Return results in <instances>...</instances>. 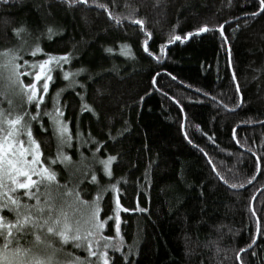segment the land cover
<instances>
[{
	"label": "trees",
	"instance_id": "16d2710c",
	"mask_svg": "<svg viewBox=\"0 0 264 264\" xmlns=\"http://www.w3.org/2000/svg\"><path fill=\"white\" fill-rule=\"evenodd\" d=\"M257 5L258 0H0V52L16 51L21 71L34 73L31 64L47 54L68 55L49 65V91L32 134L42 165L55 172L59 185H78L84 201L101 195L106 235L113 234L109 189L116 184L122 244L109 251V264H264V163H254L264 157V14ZM202 25L210 30L184 39ZM64 72L77 74L66 80ZM21 79L31 82V76ZM73 79L78 83L67 87ZM53 97L73 136L71 147L59 150L53 122L42 114L53 109ZM25 108L37 113L35 102L21 106L18 96L0 95V119L15 118ZM62 155L70 162H61ZM109 155L117 157L111 176L96 162ZM57 191L67 189L54 183ZM0 215L15 220L7 210ZM32 240L29 235L20 244L28 247ZM47 240L60 249L59 264L80 257Z\"/></svg>",
	"mask_w": 264,
	"mask_h": 264
},
{
	"label": "snow or ice",
	"instance_id": "6c2138e0",
	"mask_svg": "<svg viewBox=\"0 0 264 264\" xmlns=\"http://www.w3.org/2000/svg\"><path fill=\"white\" fill-rule=\"evenodd\" d=\"M98 7L104 9L105 5L101 4ZM257 10L264 14V0H258ZM256 14L255 12L251 13L252 16ZM134 23L142 24L143 21L136 20ZM209 30L207 25H202L194 31L186 33L184 39L195 38L196 35ZM49 32L51 33V29H49ZM174 39L180 41L181 36L176 35ZM168 43H172V39H169ZM159 48L163 53L165 45L161 44ZM37 50L40 49L37 48ZM106 51H111V49H106ZM144 51L148 52V48L145 47ZM19 59L21 57L14 50L0 52V81L3 82V84H0V95L7 97L8 93H12L18 96L21 99V106L35 102L37 113H30L25 108L15 118H9L6 121L0 119V212L7 210L15 216L14 221H7L3 215H0V238L3 239V244H0V264H59L55 257L60 249L54 247L49 240L42 239L41 234H38L41 232L45 235L53 234L59 237L61 245L71 241L76 248L84 247L89 257H97L96 264H100L101 261H103V264H109L107 252L93 251V247L97 249L101 247L103 249L113 248L119 251L122 238L114 240L113 237L98 235L99 230L104 227L103 221L97 218L99 212L97 200L99 196L97 200L84 201L80 198L79 192L75 191L78 185L73 188H69L67 183L59 185L56 182L55 172L48 167H44L38 159L39 143L32 134L31 124L33 121L40 120V102L45 99L44 94L49 91V81L52 78L49 65L52 61H67L68 55L53 56L47 54V59L34 61L31 68H36L38 63L39 70L35 72L34 79L28 84H25L21 77L32 76L33 73L30 69L21 71L23 66L17 63ZM28 63V61H24L25 66ZM53 66L60 67V64L57 63ZM78 71H83V69ZM76 74L64 72V79L68 80L69 77H74ZM159 75V73L153 75L154 84L158 82L157 77ZM168 75L172 76L171 73H168ZM42 76L45 77L42 91L37 95L36 81H39ZM172 79L174 80L175 77H172ZM233 79H235L234 76ZM75 83H78V81L73 79L67 87H74ZM237 91H239L238 86ZM8 103L10 106L12 105L10 99ZM81 107L84 109L87 106L82 104ZM224 107H227V105ZM2 114L3 109H0V116ZM42 114L48 116L53 122L57 133L58 150L62 149L64 145L71 147L73 136L68 128L67 121L59 119L63 116V112L60 110L55 97H53V109ZM25 116H27V119H25ZM22 135L27 138L26 142L20 139ZM75 138L79 143L80 134L78 131ZM29 155H31L30 160L27 158ZM58 158L61 159V162H70L71 160L66 155L58 156ZM116 159V156L109 155L105 159L96 162L103 164L104 173L111 176L109 166ZM93 160H96L95 152ZM254 163L259 168L261 163H264V157ZM37 164H41V169L36 168ZM87 167H90V165ZM220 179L224 180V177L221 176ZM92 180L96 181L94 173L92 174ZM224 182L227 183L226 180ZM54 183L57 189L63 187L67 191L64 193L57 191L53 194ZM41 187L44 189L43 192H41ZM110 187L115 189L116 184H112ZM231 187L235 188L237 185L232 184ZM21 189L24 190L22 194L18 193V190ZM32 189H35V191H32ZM68 195L73 196L74 200H67L65 197ZM42 196L44 198L43 202H41ZM22 197L35 200L36 203L34 205L22 203ZM116 208L117 210L122 208L118 198ZM45 211L47 212L46 215ZM115 219L117 221L116 233L119 236V215H116ZM29 235L33 237V240L27 242L28 247L22 246L20 240ZM94 240L96 241L95 245L93 244ZM101 240L104 241L103 244L100 243ZM243 251L245 249H241V252ZM76 262L77 264H83L80 258H76Z\"/></svg>",
	"mask_w": 264,
	"mask_h": 264
},
{
	"label": "rangeland",
	"instance_id": "374dc122",
	"mask_svg": "<svg viewBox=\"0 0 264 264\" xmlns=\"http://www.w3.org/2000/svg\"><path fill=\"white\" fill-rule=\"evenodd\" d=\"M39 70V65L37 64V67H36V69H35V71H34V73H33V75L31 76V82H32V80L34 79V74H35V72L36 71H38ZM51 74V73H50ZM44 76H42L41 77V79L39 80V81H36V85H37V89H38V91H37V95H39L40 93H41V91H42V87H43V80H44ZM30 82V83H31ZM45 95V94H44ZM6 134V133H5ZM22 140H24L25 142H26V139L24 138V139H22ZM31 159V155H30V157H29V160ZM38 159L41 161V159H40V152H39V155H38ZM36 168L37 169H41V164H37L36 165ZM34 178V177H33ZM35 179V178H34ZM23 191L24 190H18V192H20V193H23ZM32 191H35V189H32ZM109 191H111L112 192V196H113V202H114V212H113V214L110 216V218L113 220V222H114V227H113V234L112 235H106L105 234V230H106V221H107V219L106 220H102V219H100V217H99V212H98V219L99 220H101V221H103V223H104V227L102 228V229H100L99 230V233H98V235L99 236H102V237H113V239L114 240H116V239H119V238H121V236H120V228H119V236H117V233H116V227H117V221H116V219H115V216L116 215H119V212L121 211V208L119 209V210H117V208H116V204H117V198H118V196H117V191H116V189H113V188H110L109 189ZM97 197L98 196H94V198L91 200V201H93V200H97ZM28 200H29V202H28V204H30V205H34L35 203H36V201L35 200H32V199H29V198H27ZM100 201H101V195L99 196V199L97 200V208L99 209V211H100ZM81 207H83V206H81ZM120 217V216H119ZM119 224H120V219H119V223H118V227H119ZM44 232H46V230H44ZM41 234V236H43V235H45L43 232H41L40 233ZM45 236H48V238L47 239H53V240H55V242H56V244H58V245H60V246H64V247H66V248H68V249H71L74 253H78V254H80V257H82V258H80L79 256L77 257H74V255H70L71 257L70 258H72L71 260H69L68 262H66L65 264H77V262H76V258H80V261H82L83 262V264H96V261H97V257H89L88 256V252L85 250V248L84 247H81V248H76V247H74V245H73V243L71 242V241H69V242H67V243H64L63 245H61V242H60V240H59V237H57V236H54L53 234H47V235H45ZM46 238V237H45ZM2 239V238H1ZM3 240V239H2ZM103 240H101L100 241V243L101 244H103ZM95 243H96V241L94 240L93 241V244L95 245ZM120 248H121V246H120ZM111 250H113V251H117V250H115V249H113V248H108V249H103L102 247L100 248V249H97V248H95V247H93V251H106L107 252V259H108V261H109V251H111ZM120 250V249H119ZM69 254V253H68ZM69 256V255H68ZM60 258V256L59 257H57V259H59ZM100 264H103V261H101L100 262Z\"/></svg>",
	"mask_w": 264,
	"mask_h": 264
}]
</instances>
